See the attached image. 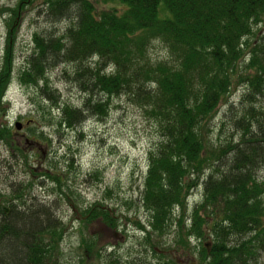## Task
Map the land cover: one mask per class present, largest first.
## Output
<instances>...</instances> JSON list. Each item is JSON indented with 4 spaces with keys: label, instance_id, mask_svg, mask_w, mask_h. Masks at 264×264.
Masks as SVG:
<instances>
[{
    "label": "trees",
    "instance_id": "1",
    "mask_svg": "<svg viewBox=\"0 0 264 264\" xmlns=\"http://www.w3.org/2000/svg\"><path fill=\"white\" fill-rule=\"evenodd\" d=\"M27 1L6 9L9 35L0 66V113L14 70L11 29ZM103 1L108 8L97 10L93 0H42L40 12L54 25L64 26L33 34V49L18 80L39 87L44 102L56 110L57 118L47 113L43 119L69 130L91 116L105 120L109 99L130 94L159 133L148 152L141 194L150 216L148 226L164 233L175 209L184 208L192 191L201 186L200 202L191 214L200 242L199 264L256 263L264 252V180L258 176L264 169V0ZM155 41L163 45L166 56L153 62L148 51ZM69 63L75 69L64 77L85 94L82 108L63 101L48 79L50 69ZM240 87L243 106L231 124L235 134L213 146L209 124L221 103ZM11 135L9 128L0 127L8 161L28 166ZM33 135L49 141L43 134ZM65 161L66 173L72 172L73 157ZM66 173L52 166L40 176L56 185V196L69 202L77 194L64 179ZM32 190L22 182L9 195H0V264H51L59 251L63 223ZM82 214L89 222L101 219L114 225L103 205ZM207 232L209 247L200 241ZM179 243L187 246L182 235ZM126 264L178 263L159 257Z\"/></svg>",
    "mask_w": 264,
    "mask_h": 264
},
{
    "label": "rangeland",
    "instance_id": "2",
    "mask_svg": "<svg viewBox=\"0 0 264 264\" xmlns=\"http://www.w3.org/2000/svg\"><path fill=\"white\" fill-rule=\"evenodd\" d=\"M41 1L23 2V7L20 6L16 13L11 29L15 37L12 41L14 70L0 113V127L11 130V140L22 147L28 166L34 171H29L30 168L19 161L9 162V149L5 142H0V195H9L11 189L24 182L32 187L39 202L52 206L54 216L63 223V232L59 251L51 264H126L135 258L157 261L159 257L172 258L178 264H199L200 242L195 237L191 214L194 205L200 202L201 186L192 191L184 208L175 209L172 222L164 233L160 235L148 226L150 216L142 206L141 194L148 152L158 142L159 133L144 108L130 94H121L109 99L110 110L105 120L91 116L75 129L56 128L43 119L47 113L54 118L58 116L53 106L44 102L39 87L25 86L18 80L24 60L33 49V34L50 33L64 26V23L54 25L40 12ZM19 2L0 0V66L9 35L7 20L10 12L6 9L15 8ZM93 2L97 10L108 8L103 0ZM148 53L153 62L166 56L159 41L151 43ZM74 69L75 65L70 63L57 65L49 70L48 79L53 88L59 90L63 101L82 108L85 94L64 77L72 74ZM243 90L241 87L234 89L227 103L219 106V112L209 124L211 145L225 142L235 134L231 124L242 110ZM16 123L21 125L19 130L15 128ZM41 131L49 141L33 135L40 136ZM71 157L75 169L66 173L68 164L65 160ZM52 166L66 173L64 179L77 194L69 202L56 196V185L40 176ZM258 176L264 180V169ZM94 205L107 208L113 217V226L101 219L89 222L82 213ZM180 235L187 240V246L179 243ZM210 237L207 232L200 240L201 244L209 247ZM83 242L88 243V248ZM252 264H264V252Z\"/></svg>",
    "mask_w": 264,
    "mask_h": 264
},
{
    "label": "water",
    "instance_id": "3",
    "mask_svg": "<svg viewBox=\"0 0 264 264\" xmlns=\"http://www.w3.org/2000/svg\"><path fill=\"white\" fill-rule=\"evenodd\" d=\"M15 128H16L17 130H19V129L21 128V125H19V123H16V124H15ZM3 209H4L5 213L8 214V212H9L8 209H7L6 207H3Z\"/></svg>",
    "mask_w": 264,
    "mask_h": 264
}]
</instances>
